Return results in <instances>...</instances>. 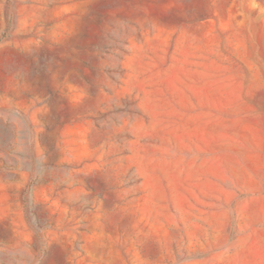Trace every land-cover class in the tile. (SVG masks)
Instances as JSON below:
<instances>
[{
  "label": "rangeland",
  "instance_id": "rangeland-1",
  "mask_svg": "<svg viewBox=\"0 0 264 264\" xmlns=\"http://www.w3.org/2000/svg\"><path fill=\"white\" fill-rule=\"evenodd\" d=\"M0 264H264V0H0Z\"/></svg>",
  "mask_w": 264,
  "mask_h": 264
}]
</instances>
